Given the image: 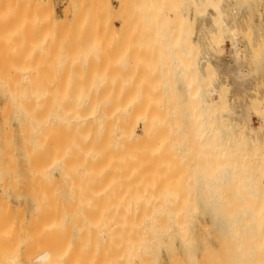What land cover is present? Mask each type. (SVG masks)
<instances>
[{"label":"rangeland","instance_id":"obj_1","mask_svg":"<svg viewBox=\"0 0 264 264\" xmlns=\"http://www.w3.org/2000/svg\"><path fill=\"white\" fill-rule=\"evenodd\" d=\"M133 1H131V0H102V1L101 0H0V112H1L0 113V244L1 245L2 244H5V245L9 244V245H11V247H13V245L17 244L19 239L17 238V235L15 233H13V235L11 236V238L9 240H4V238H2V234L6 229H8V228L15 229L18 226H20V223L22 221H24V222L27 221L31 216V212L34 211V208H35V206H36V204L40 198V195L37 192L39 190L38 180L33 178L30 174L28 175V174L23 172V170L21 169V167L19 165L20 159L18 158L20 149L22 147L21 146L22 134L27 133V132L36 131L39 128V126L47 124L49 118L52 115L48 111H46L47 112L46 115L44 113H43L44 115L42 113H40L41 112V110H39L40 107L38 108L36 105H34V104H36L37 101H35L36 98H32V97H34V96H32L33 95L32 91L35 92V91L39 90L41 84H42V86L48 85L49 81H47V80L50 79L48 77L52 78V76H50V75H52L51 72L53 71L52 70L53 65L55 64V62L53 64V61H56V62L58 61L61 66L64 65L63 68L68 69L70 66L68 64V61L70 60L72 62H74V61L76 62L75 63L76 68H78V69L81 66L82 67H86V66L89 67L90 66V70H91L90 74L89 73H83L84 74L83 75L82 73H76L77 74L76 76H84V77L89 76V78H91L93 76H97L96 78L98 80H100V81L105 80V82H108V81L114 80L116 75H118L117 77H119V75H121L120 78H116L117 80H115V83L118 85H124L125 84L124 82L125 81L127 82L124 85V87L118 88V90H116L117 92H119L123 95V98H133L137 101H138V98H140L139 102L143 101V100H145V101L150 100L151 101L152 99H153V101H155V100L156 101H158V100L162 101V109H161L162 111L161 110L155 111V108H153V110L151 112V116H152V114L153 115L155 114L154 116L159 114L158 116H160L162 118V120H164L162 128H161V132L163 131L162 132L163 135L166 136V145H168L167 148H168L169 152L167 154V158H168V161L170 163V168H169L170 175L172 172V176H173V177L170 176L171 177L170 179H172L171 182H176L175 180H177L176 183L180 184L179 185V184L174 183L176 185V187L179 185L178 190L181 191L179 197H181V198L182 197H184V198L188 197L189 196L188 190L191 187L193 188V189L191 188L192 192H190V196H192V199L187 198V199H189L188 200L189 202L187 200L185 202H187V205H186L187 209H189V207H190V209H192L193 207L191 208V204H192V206L194 204V208L196 211L194 210V211L189 213L190 209L187 210L186 208H185L186 211L185 210L183 211L185 217H188L190 214H191V216H189L188 218H190L192 216L194 217V218L192 217L193 220L192 219L188 220V221H190V220L193 221V222H189V228L190 229H188V235L190 237V242H191V247H190L191 250H190L189 255H195L197 261L200 262L199 264H227V262H228L227 260L232 259V256L230 255L231 253L229 252L230 248L227 246H231V247H233V246L229 245V243H228V242H230L229 238H228L229 241H227L225 239L227 242L224 240V238H227L228 236L231 237V235H229V232H228V229H229L228 224L224 221L223 215L221 216V214H222L221 209L222 208L220 207L221 208L220 209L218 207L220 205L219 204L220 202H221L220 206H222L223 200H220L219 197H215V199L216 198L217 199L214 201V197L209 195L208 186H207V183H205V182H207L206 179L208 178V176H210L208 178V180L210 182L212 180H214L213 174H215L216 171L218 172V170H219V169L218 170L213 169L216 162L220 165L221 164L226 165L227 162H228V164L231 161L234 163L235 160H237V162H235V164H237V165H240L242 163L244 165H246V163L249 162L248 164L251 166V169H252V171L249 169V172L251 173L250 177L254 176L255 174L252 175V173H256V172L258 173L256 175H258V176L260 175L259 177L256 178L257 180L255 179L256 181H252L253 178H252V180L250 178V180L252 182H258L259 180L261 182H264V180H263L264 179V154H263L264 153V0H222V8H223L222 11L225 13V21H226L225 26L227 25L232 33L231 32L230 33L223 32V33H221V35L218 34V36H220V38H224V40L221 39L220 45L222 44V48L220 50L211 49V45H212V42H211L212 39L211 38H213V36H214V35L212 36L214 31L212 30L213 29L212 28L211 30L213 31V33L211 32V30L209 32L208 28L212 27L211 26V23H212L211 17H213V15L215 13L211 7H208L205 11V14L202 16V15H198L196 13L197 7L201 5L200 2H197L196 5L191 6L189 4L188 0H180V2H178L179 0H170V1H168V0H165V1L164 0H157L156 2L160 3V4L155 6L154 5L155 0L154 1L153 0H151V1L150 0H144L145 2L144 1L142 2L141 0H137V1L133 0ZM147 1H148V4H147ZM161 1H162V3H161ZM142 3H144L145 5ZM150 4H151V6H150ZM119 5H121V8ZM137 5H138V7H137ZM142 5H144V7L146 6L147 9H145V11L143 10ZM134 6H136L137 8H135ZM139 6H140V8H139ZM153 7H154V9H153ZM158 7L160 10L158 9ZM156 8H157V10H156ZM134 9H136V10H134ZM152 9L156 12H154ZM137 10L140 11L139 13L142 12L143 14H145L143 16V18L136 17V16H138L136 14L138 12H135V11H137ZM157 11L162 13V15H160V13H157ZM148 12H150V14L152 12L151 16L153 14L155 16L159 15L155 20H153L154 23L149 21L151 19L150 18L151 16ZM108 13H110V14H108ZM173 13H174V16H173ZM134 14H136V16H135L136 18L135 17L131 18L132 17L131 15H134ZM176 16H177V18H176ZM179 16H180V19H179ZM28 18H29V20H28ZM103 18H105V19H103ZM158 19L159 20L163 19L162 20L163 22L162 21L157 22L156 20H158ZM33 20L39 21L38 25L37 26L35 25L36 27L33 25H32L33 26L32 27L30 24ZM99 20H100V22H99ZM137 20H139L138 21L139 23L137 22ZM109 21H111V22L108 23ZM124 21H126L128 23V28L125 31H124L125 27H123V26L126 22H124ZM132 21L137 22V24H139L140 28H137V29L134 28V26H136V23L134 24V22H133L134 26H132V24L130 23ZM174 21H175V23H174ZM172 22H173V24H172ZM158 23L160 25H157ZM181 23H183V24H181ZM146 25H147V27H145ZM179 25H181V26L179 27ZM151 26L152 27L154 26L155 28L152 29ZM174 26L179 27V28H176ZM183 26L185 28L188 27L189 31H190V29L192 31L191 32H185V30H184L185 28ZM28 27H29V29H27ZM149 27H150L149 30L152 29L151 30L152 32L147 31ZM166 27L167 28L169 27L168 28L169 30L166 29ZM32 28L34 31H32ZM143 28H145V29H143ZM163 28L165 30H163ZM36 29H37V31H36ZM105 29H106V32H105ZM120 29H121V31H120ZM122 29H123L124 33H122ZM178 29H179V32H177ZM7 30H9V32ZM26 30H27V32H26ZM30 30L32 31L31 32L32 33L31 38H30V34H29ZM108 30H110V32ZM171 30L175 33H173ZM183 30H184V32H183ZM205 30H206V32H205ZM88 32H90V33H88ZM107 32H108V34H107ZM23 33L25 35H23ZM26 33L29 35H27ZM172 33H173V35H171ZM174 34H175V38L173 37ZM209 34H211V35H209ZM214 34H216V33H214ZM4 35H6V36H4ZM11 35H12V37H11ZM33 36H34V38H33ZM221 36H223V37H221ZM28 38H30V39H28ZM168 39H170V40H168ZM83 40L84 41L86 40L85 42H87V40H88L87 43L90 47L88 45L87 46L84 45L85 42ZM118 40H120V41H118ZM132 40H134V41H132ZM110 41H112V42L114 41L113 43H115V41H116V44L114 45ZM173 41H174V43L176 42L175 43L176 47L174 46ZM9 43H11V44H9ZM111 43H112V46H111ZM123 43H124V45H123ZM145 43H146V45H145ZM132 44H133V46H132ZM142 45H143V47H142ZM202 45H203V47L200 48ZM198 46L200 49H202V51L199 48H197ZM79 47H80V49H79ZM237 47H238V49H236ZM82 48H84L85 50ZM233 48H234V50H233ZM33 49H35V52L33 51ZM99 50H100V52H99ZM195 50H197V51H195ZM205 50H209V52L211 53L210 57L205 59L204 64H202L203 66L198 65L199 63L196 65V63L199 62V60L204 58ZM89 51H91L90 52L91 55L89 58V60H91V62H90L91 64L87 65L85 63V59L88 57L87 55H88ZM54 52H56V53H54ZM84 52H85V54H84ZM197 52H199V53H197ZM102 53H104V54H102ZM98 55L99 56L101 55V56L99 57ZM195 55H196V57H194ZM178 56L180 58L181 57L182 58L180 59ZM192 58H195L194 59L195 61L194 60L192 61L193 64L195 63V67L193 65L192 66L189 65V67H188V65H187L189 62L188 60H190V64H191ZM35 60H36V62H35ZM15 61H16V63H15ZM39 61H40V63H39ZM185 61L187 64H185ZM13 62H14V65L12 64ZM64 62H67V63H64ZM94 62H95V64H94ZM92 63H93V65H92ZM10 64H12V65L10 66ZM140 65H141V67H140ZM207 65L210 67H208V69L205 70L204 68H205V66L207 67ZM152 66L156 69H154ZM196 66H197V69H196ZM105 67H106V69H108L110 71L107 70V72H106ZM187 67H188V69H186V71L189 70L191 67H192L191 68L192 70H193V68H195L197 71H198L199 67L203 68V70H204L203 72L205 74L207 73L206 72L207 70L214 68L213 69L214 76L212 78H210V80L208 79L209 81L206 80V81H208V83L205 82V83H207V84H205V83L201 82L202 84L206 85V88H208V87L212 88L211 86H213V88L217 87L218 89H220L221 86L223 88L226 85V88H227L226 99L228 101L229 107L223 109L219 114L221 117H223L222 119L226 120V123H228V124L231 123L236 130L232 129L230 127L222 130L223 140H221L217 145L215 144V141H214L215 139H213L214 134L211 133V131H213V128L211 127V129H210V126H208L207 123H206L205 130L203 132V134H204L203 136H201V133L199 130L195 129L197 126L192 125V124H194L195 119L199 117V113H196V115H195L196 118H195V116L192 118L194 120L193 121L192 119H190L191 115H190L189 108L191 106V103L192 104H194L196 102L198 103V98H200V94L203 95L204 92L206 91V89L203 88L204 86L201 83L199 84V82H198L197 86L196 85L193 86L196 88V90H192V91H196V93H197L198 89H200L201 91L198 90V97L197 96L195 97L196 102L190 101L189 95L187 93H185V91L186 92L189 91V89H187L189 86L186 88L187 84H185L187 81H189V79H186L187 77L186 78L184 77L185 81L187 80L184 83L182 75H180L182 72H183L182 74L185 75V72H184L185 69L184 68H187ZM96 68H98V70ZM102 68H104V69H102ZM115 68L118 70L116 71ZM125 68H127V69H125ZM138 68H139V71H140V68H142V71L140 72V74H139V71L137 72V70H136ZM149 68H152L153 71H152V69H149ZM200 68H199V71L202 70ZM9 69H10V71H9ZM11 69H12V71H11ZM112 69L113 70L115 69V70L113 71ZM130 69H131V71H130ZM24 70H26V71H24ZM36 70H38V71H36ZM48 70L50 71V75L48 73L49 72ZM123 70H124V72H123ZM148 70L150 73L148 72ZM173 70L176 72L173 73ZM182 70H184V71H182ZM95 71H98V72H95ZM134 71L137 75L135 74V77L133 76L132 78L129 77V75L132 76V72L134 73ZM13 72L17 73L14 77H13ZM112 72L114 74L115 73L116 74L114 75ZM119 72L120 73L123 72L122 73V74H124L123 77H122V74H120ZM128 72H131V73L127 74ZM200 72H201V74H203L202 71H200ZM200 72H198V73H200ZM186 73H187V75H189L188 71ZM11 74H12V77H11ZM80 74H82V75H80ZM141 74H142V76H141ZM144 74H146L147 77H150L149 79L147 77L145 78V85L143 86L144 83H141L140 86L135 85V84H137V82H139V79H143ZM151 74H152V76H151ZM201 74H198V75L200 76ZM17 75H19L18 78H17ZM101 75H102V77H101ZM146 75H144V76H146ZM187 75H185V76H187ZM30 76H31V78H30ZM138 76H139V78H138ZM105 77H107L106 78L107 80L104 79ZM124 77H126V78L124 79ZM136 77L138 78L137 81H136ZM130 78H131V80H129ZM133 78L135 80V83L130 84L129 82L133 81L132 80ZM25 79H26V81H23ZM10 81H11V83H10ZM140 81H142V80H140ZM17 82H19V83H17ZM28 82H30V84H28ZM142 82H144V80ZM187 83H189V82H187ZM210 83H212L213 85ZM9 84H10V86H8ZM209 84H210V86H209ZM125 86H127V87H125ZM139 87L141 90L139 89ZM152 87H153V89H151ZM156 87H158V88H156ZM18 88H20V89H18ZM24 88H27V89H24ZM32 88H33V90H32ZM36 88H37V90H36ZM122 88L124 90H122ZM154 88H156V89L153 92ZM161 89H162V91H161ZM166 89H167V91L165 92ZM19 90L20 91L22 90L21 91L22 93H24V91H25V93H27V94L24 93L25 96L27 95L26 98L29 97V95L32 96V97H29V99H31L33 101H31L29 99H27L25 101L24 99H26V98L23 97L24 94H21V92ZM120 90H121V92H120ZM149 90H150L151 95H149V92H148ZM157 90H159L161 93L159 94V91H157ZM28 92H30V93L28 94ZM125 92H127L128 94ZM135 92H136V94H135ZM137 92L139 94H137ZM141 92L143 95L145 94L144 97L146 99L143 98ZM155 94H156V96H155ZM135 95H137V96H135ZM140 95H141V97H140ZM148 95L151 96L152 99ZM153 96L154 97L160 96V97L159 98L157 97L156 99H154ZM216 98H217V95L212 96V99H216ZM186 99H187V102H186ZM23 100H24V103H23ZM27 101L28 102L31 101V103L32 102L33 103L32 104L29 103V105H28ZM254 101H258L261 103L262 109L257 110V111H259V112L263 111L262 114L259 112H256L255 111L256 109L252 110V108H254V107H251V106H252ZM31 105H33V106H31ZM29 106H31L32 108H30ZM29 108L32 110H30ZM172 109H173V111H172ZM186 109L188 111H186ZM38 111H40L39 112L40 114H38ZM43 112H45L44 109H43ZM12 115H13V117L15 116L16 118L15 119L12 118ZM38 115L40 117H38ZM207 115H208V113L205 115V122L209 116V115L208 116ZM162 116H164V118ZM188 116H189V119L187 118ZM17 119H20V120H17ZM24 119H26V121ZM210 119H211V117H210ZM15 120L20 122V124H17L18 122L17 121L15 122ZM188 121H190V123ZM210 121H212V120H210ZM186 124H187V126H186ZM261 127H262V129H261ZM26 128H27V131H26ZM138 129L139 128H136V131ZM162 129H164L165 131ZM20 130H22L24 132H22ZM208 130L210 131V134L208 133L209 132ZM254 131H256V132H254ZM164 132H165V134H164ZM235 136H237V137H235ZM187 139H189V140H187ZM239 139H241V140H239ZM249 139H254L257 142V146L253 147V145H247ZM246 141H247V143H246L247 147H245V145H244L245 144L244 142H246ZM191 142H193V144H191ZM239 144L241 145V149H243L245 147L246 149L244 148L243 150L244 151L246 150L247 152L242 151V153H241L238 151V153H234V151H236V148H237L236 145L239 147L240 146ZM248 144H250V143H248ZM188 146H190V147H188ZM183 147H185V148H183ZM222 147H224L226 150H229L230 148L232 149L234 147L231 151L229 150L231 153L233 152V155H235L234 158H232L231 156L229 157L228 155H226V153H223L224 159L221 158V157H223V155L220 153L223 151ZM249 147H250L251 152L248 151ZM217 148H219V149H217ZM227 148H229V149H227ZM203 149H205V151ZM213 149H214V151H213ZM253 149H256V150L253 151ZM186 150L188 152H185L186 155H184V151H186ZM257 150H258V152H256ZM174 152H178V153L174 154ZM210 152H212V153H210ZM188 153H190V155L191 154L192 155L190 156V155H188ZM239 153H240V155H239ZM245 153L247 155H244ZM252 153H255V154L252 155ZM216 154L218 157L220 154H221V156L216 159V157H217ZM248 154H250V155L248 156ZM225 155L227 158H225ZM169 156H170V158H169ZM195 156H196V158H195ZM200 156L203 158H201ZM247 156L249 157V160H248ZM255 156H257L258 158ZM198 157L201 160L198 159ZM241 157L243 158V160L245 159L246 161L244 160L242 162ZM252 157H254V158H252ZM182 158H183V161H182ZM236 158H241V159L239 161V159H236ZM252 159H253V161H252ZM206 161L210 164H208ZM202 162H203V164H202ZM260 162H261V164H260ZM191 163H193V165L196 164L198 166L194 165V166H196V168L195 167L193 168V166H191V169L189 168L190 169L189 170L188 165H190ZM233 163H230V164H233ZM171 164L173 166H171ZM212 164H214V165H212ZM174 165L176 168L174 167ZM178 165H180V167ZM249 165H248V167L250 168ZM252 165H254V166L256 165L255 169H253L254 166H252ZM260 165H262V166H260ZM257 166L258 167L260 166V169H258ZM201 167H202V169H201ZM204 167H207L209 171L207 170V168L204 169ZM185 168H186V170H185ZM211 171H213V172H211ZM223 171H224V169H223ZM230 171L234 172L233 169H230ZM239 171L237 170L234 173H237ZM253 171H255V172H253ZM179 172H180V174H179ZM219 172H220V170H219ZM189 173H190V176H189ZM197 173H198V175L199 174L202 175L201 179L199 178L200 176L197 177L198 176ZM205 174H206V176H205ZM203 175L205 177H203ZM212 176H213V179H212ZM234 178H232V179H234ZM239 178L240 177L238 176L236 179H239ZM173 179H174V181H173ZM197 179L198 180L200 179L201 181L203 179V182L205 184L201 181H199V183H198L196 181ZM171 186L174 187V185H171ZM209 186H210V184H209ZM176 187H174V188H176ZM181 187H183V188H181ZM197 187H198V189L200 187L201 188L206 187L205 189L207 190L209 196L203 195L205 193H202V191H203L202 189L199 190V191H201V192H199L200 194H197V192H196V191H198V190H196ZM211 188H212V186H211ZM206 190H205V192H206ZM184 192L186 194H183ZM206 197H207V200H206ZM208 198H210V199H208ZM211 198H212V200H211ZM218 200H219V202H218ZM202 201H206V203L203 202L204 204H206V206H208V203L210 202V204L213 205V207L210 205L209 209L212 207V211H211V209L209 210L208 207L206 209V206H204L203 203H201ZM211 201H213L212 203H214V204H212ZM178 202H182V201L179 200ZM216 202H218V205ZM177 204L178 203L176 202V205ZM215 207L218 208V212L216 211L217 210L216 209V210H214L215 211V214H214L213 209ZM201 208H203V210ZM197 210H199V213ZM197 213L199 214L198 215L199 217L197 216ZM94 215H95V213H93V211L87 212V214H86V222L87 223L85 222V224L82 226H80V223L78 221H75L74 227H69V224L67 225V223H65V225L67 227L66 232H67V234L70 233V235H71L70 238H71L73 248L75 246L74 249L77 248L82 253L84 251L85 254L84 253L83 254L84 255L87 254V256L89 257L88 258L85 256V260H86L87 264H90V263L91 264H97V263L101 264V258H102L101 255H102V248H103L102 246L103 245L102 246L98 245L96 236L94 234V229H93L95 219H96V215L95 216ZM262 217H264V216H262ZM262 217L259 216L258 217L259 219L257 217L256 218H257V220H260V218H262ZM188 218H186V219H188ZM219 219H222V220H219ZM77 222L79 225L76 224ZM88 225L89 226L91 225L92 228H90ZM225 225H227V226H225ZM242 227L244 230L245 226H242ZM250 228L253 230L258 229L256 226H252V225ZM89 229H90L91 234L89 233ZM239 230H241V229H239ZM226 232H227V234H226ZM240 232H241V234L240 233L239 234L242 237L247 234L245 230L243 231L244 235L242 234V230ZM249 232H251L250 229H249ZM259 232H260V235H259ZM196 233H198L197 234L198 236L196 235ZM252 233L253 232H251V234ZM254 233H256V231ZM253 234L251 236L248 235V237L246 235L245 236L246 238L244 237L243 243L245 242L244 245H246L251 241L250 243L252 244V242L254 241V243L252 244L251 247L253 248V246H254L255 249L249 250V251L247 249V252H246L245 249L250 247L249 245H251V244H249V245H246L247 247L243 246L246 248H243L241 251L242 253H240V254L242 255V257H244V256L246 257V255H247L246 253L249 252V254H250L251 253L250 251H252V253H253L256 250L257 246H259L258 250H256L257 252H254L252 254L254 256V254L257 255V253H258L257 256L259 259L255 256L253 257L250 254V256L252 258V264H255L256 262L264 261V249H262L260 246V245H263L264 242L262 240L263 237H261V236H263L262 235L263 233L261 231H258L259 236L256 235L257 233L254 235ZM223 235L226 237H223ZM250 237H251V239L253 238V241L250 240ZM258 237H259V239H258ZM245 239H246V241H245ZM247 239L249 241L248 243H247ZM224 241L226 242L227 245L225 244ZM158 243H160L161 245L159 244V247L157 245L152 249L151 255L148 258L146 264H192V262L190 261L191 259H190L189 255L187 257L185 256L184 257L185 259L183 257H181V255L184 256L185 253L182 251V249L180 247H178V250L175 249V248H177V246H179V242L175 237H173V238L171 237L170 240H169V238L161 237L160 241ZM192 244H194V245H192ZM256 244H258V245L256 246ZM172 245H174L175 247L170 248ZM88 252H90V253H88ZM8 253H11V250L9 252H8V250H0V264H1V261L3 260V258L5 256V254H8ZM107 253L109 254V252H107ZM243 253H245L246 255L243 256ZM108 254H105V255L108 256ZM200 256H201V258H199ZM202 257H204V259H202ZM209 257H210V259H209ZM187 258H188V260H187ZM99 259H100V261H98ZM182 259L184 260V262L182 261ZM201 259H202V262H201ZM236 259L240 260V257L236 258ZM8 264H10V263H8Z\"/></svg>","mask_w":264,"mask_h":264},{"label":"bare ground","instance_id":"obj_2","mask_svg":"<svg viewBox=\"0 0 264 264\" xmlns=\"http://www.w3.org/2000/svg\"><path fill=\"white\" fill-rule=\"evenodd\" d=\"M131 1H133V0H131ZM141 1L143 2L144 0H141ZM156 1L157 0L154 1L155 4L153 3L155 6L160 4V3H157ZM168 1H170V0H168ZM178 2H180V0ZM188 2L191 6L196 5L197 2L201 3V5L198 6L196 9V13L198 15L203 16L208 7H211L214 10L215 13H214L213 17H211L212 18V20H211L212 21V23H211L212 27H210L208 29L210 32V30L213 28L212 30L214 31V33H216V34H214L213 31L211 30V32L213 33L212 36L214 35L213 38H211L212 41L210 40L212 42L211 49L220 50L222 48V44L220 45L221 39L224 40V38H220V36H218V34L221 35V33H223V32H227V33L231 32V30L228 28V26L227 25L225 26L226 21H225V13L222 11V9H223L222 8V0H188ZM161 3H162V1H161ZM142 4H144V3H142ZM147 4H148V1H147ZM151 4H150V6H151ZM144 5H142V7H143V10L145 11V9H147V8H146V6L144 7ZM119 6L121 8V5H119ZM134 7L137 8L138 5H137V7L136 6H134ZM154 7H153V9H154ZM139 8H140V6H139ZM158 9H159V7H158ZM134 10H136V9H134ZM156 10H157V8H156ZM135 12L139 13L140 11L137 10ZM154 12H156V11H154ZM138 13H136L138 16H136V14L131 15L132 16L131 18H134L135 16L143 18V16L145 15L142 12L139 14ZM148 13L150 14V12H148ZM157 13H160V12L157 11ZM108 14H110V13H108ZM151 14H152V12H151ZM151 14H150V16H151ZM153 15L151 17L149 16L151 18L149 21H151L152 23H154L153 20H155L159 16V15L158 16H155V15L153 16ZM160 15H162V13H160ZM173 16H174V13H173ZM180 16H179V19H180ZM176 18H177V16H176ZM103 19H105V18H103ZM28 20H29V18H28ZM162 20L163 19H160V20L158 19L156 21L161 22ZM138 21L139 20H137V22ZM99 22H100V20H99ZM110 22L111 21H109L108 23H110ZM124 22H126V21H124ZM133 22L134 21L130 22L132 24V26H134ZM137 22H134V24L136 23V26H134V28H136V29L140 28L139 24H137ZM38 23H39L38 20H33L30 24H31V26L32 25L37 26ZM174 23H175V21H174ZM125 24L123 26V27H125L124 31L128 28V23L126 22ZM172 24H173V22H172ZM181 24H183V23H181ZM157 25H160V24L158 23ZM180 26L181 25H179V27ZM29 27L27 29H29ZM145 27H147V25ZM174 27H176V26H174ZM179 27H176V28H179ZM153 28H155V27L153 26L152 29ZM168 28L166 27V29H168ZM143 29H145V28H143ZM149 29H150V27L148 28L147 31L152 30V29L151 30H149ZM163 30H165V29L163 28ZM184 30H185V32H191L192 31L191 29L189 31L188 27L185 28ZM184 30H183V32H184ZM7 31L9 32V30H7ZM32 31H34L33 28H32ZM32 31L30 30V33H29L30 38L32 35V33H31ZM36 31H37V29H36ZM108 31L110 32V30H108ZM120 31H121V29H120ZM124 31L122 29V33H124ZM26 32H27V30H26ZM105 32H106V29H105ZM177 32H179V29ZM205 32H206V30H205ZM88 33H90V32H88ZM173 33H175V32H173ZM173 33L171 35H173ZM29 34H27V35H29ZM107 34H108V32H107ZM23 35H25V34L23 33ZM209 35H211V34H209ZM4 36H6V35H4ZM11 37H12V35H11ZM173 37L175 38V34ZM221 37H223V36H221ZM30 38H28V39H30ZM33 38H34V36H33ZM168 40H170V39H168ZM118 41H120V40H118ZM132 41H134V40H132ZM87 42H88V40H87ZM87 42H85L84 45L87 46L88 45ZM110 42H112V41H110ZM112 43H111V46H112ZM173 43H174V41H173ZM175 43H174V46L176 47ZM9 44H11V43H9ZM113 44L115 45L116 41ZM123 45H124V43H123ZM145 45H146V43H145ZM132 46H133V44H132ZM142 47H143V45H142ZM202 47H203V45L200 48H202ZM197 48H199V46ZM79 49H80V47H79ZM82 49H84V48H82ZM236 49H238V47ZM200 50L202 51V49H200ZM233 50H234V48H233ZM33 51L35 52V49H33ZM195 51H197V50H195ZM90 52L91 51L88 52V55H87L88 57L86 56L87 58L85 59V63L87 65L91 64L90 63L91 60H89L90 55H91ZM99 52H100V50H99ZM54 53H56V52H54ZM197 53H199V52H197ZM84 54H85V52H84ZM102 54H104V53H102ZM210 55H211V53L209 52V50H205L204 58L199 60V62L196 61L197 62L196 65L198 63H199L198 65L204 64L205 59L209 58ZM194 57H196V55ZM194 59L195 58H192L191 62ZM188 61H189L188 64L185 61V64H187L188 67H189V65H191V66L193 65L195 67V63L193 64V62H192L190 64V60H188ZM35 62H36V60H35ZM54 62H55V64H54ZM15 63H16V61H15ZM39 63H40V61H39ZM64 63H67V62H64ZM75 63H76L75 61L72 62L69 60L68 64L70 66L68 69H65V68H63L64 65L61 66L58 61L57 62L53 61V64H54L53 69H52L53 71L51 70L52 75H50V71L48 70L49 75L52 76V78L48 77V78H50L49 80H47V81H49L48 85L42 86V84H41L39 90H37V88H36L37 91H35V92L32 91L33 95L32 94L31 95L34 97L29 95V97L36 98L35 101H37V102L34 105H36L38 108L40 107L39 110H41V112L38 111V114L44 113L46 115V113H47L46 111H48L50 114H52L48 120V123L45 125L39 126V128L36 131L27 132V133H23V134L21 133L22 134V136H21V139H22L21 140L22 141L21 146L22 147L20 149L19 157H18L20 159L19 165H20V167L24 173H26L28 175L30 174L33 178L38 180L39 190L37 192L39 193L40 198H39V201L37 202V204L34 208V211L31 212V216L27 221H25V222L22 221L20 223V226H18L15 229L8 228L3 232L2 238H4V240H9L11 238V236L13 235V233H15L17 235V238L19 239V241L17 242L16 245H13V247H11V245H9V244H6V245L0 244V250H8V252L11 250V253L5 254L3 260L1 261V264H8V263H10V264H87L86 260H85V256L88 257L87 254L84 255L85 254L84 251H83V253H84L83 254L77 248L74 249L75 246L73 248L71 238H70L71 235H70V233L67 234V232H66L67 227H66L65 223H67V225L69 224V227H74L75 221H78L80 223V226H82L86 222L87 212H90V211L91 212L93 211V213H95V215H96V219H95L93 229H94V234H95L96 239H97V243L99 246L103 245L102 246L103 247L102 248V255H101L102 256L101 264H146L148 258L151 255L152 249L157 245L159 247L160 243H158V242L160 241L161 237L169 238V240L171 237L172 238L175 237L179 242V246H177V248H175V249L178 250V247H180L182 249V251L186 254V255L184 254V256L181 255V257H183V258L185 256L187 257L190 254V250H191V248H190L191 242H190V237L188 235V229H190L189 228V222H193L192 220L194 217L192 216L193 218L192 217L188 218L189 216H191V214L188 217H185L183 211L185 210L186 205H187V202H185V201L192 199V196H190V192H192L193 188L191 187L192 189L190 188L188 190V192H189V193L187 192L189 194V196L187 195L188 197H185V198L182 197L181 198V197H179L181 191L178 190L179 189L178 186L180 184L176 183L177 180H175L176 182H171L172 179H170L171 178L170 176H172V172L170 175V170H169L170 163H169L168 158H167V154L169 152L168 148H167L168 145H166V136L163 135V133H162L163 131L161 132V128H162L164 120H162V118L160 116H158L159 114H157L156 116H154L155 114L154 115L152 114V116H151V112H152L153 108H155V111H160L162 109V101H159V100L153 101L152 97L149 96V95H151L150 90L153 89V87L148 91L149 92L148 96L151 97V99H152L151 101L147 99L148 101L143 100V101L139 102L140 98H138V101L133 99V98H123V95L121 93L117 92L116 90H118V88L124 87V85L127 82L125 81L124 85H118L115 83V80H117L116 78H120L121 75H119V77H117L118 75H116L114 80L111 79L112 81H108V82H105V80H101V81L98 80L96 78L97 76H93L91 78H89V76L88 77L76 76L77 75L76 73H82V74L83 73H89L90 74L91 70H90V66L89 67L88 66H86V67L81 66L78 69V68H76ZM12 64L14 65V62ZM12 64H10V66ZM94 64H95V62H94ZM92 65H93V63H92ZM140 67H141V65H140ZM188 67L184 68L185 71L184 70H182V71L185 72V75H187L186 72L188 71V74L190 76L189 75H187V76L183 75L182 74L183 72L182 73L180 72L181 73L180 75H182L184 83L187 81V80L185 81L184 77L185 78L187 77L186 79H189V81H187L189 83H187V82L185 83V84H187L186 88L189 86L187 88V89H189V91L188 92L185 91V93H187L189 95L190 101L194 102L196 100L195 97L196 96L198 97V90L199 91H201V90L198 89L197 93H196V91H192V90H196V88L193 86L194 85L197 86L198 82H199V84L201 82L202 83H205V82L208 83L210 78H212L214 76V71H213L214 68H211V69L209 68L210 70H207L206 71L207 73L205 74L203 72L204 71L203 68H200L201 67L200 66L199 68L202 69L200 71L203 72V74H201V72L199 71V68H198V71L196 70L197 66H196V69L193 68V70H192L191 69L192 67H191L189 70L186 71V69H188ZM208 67H210V66L207 65V67L205 66L204 69L206 70V69H208ZM96 69L98 70V68H96ZM102 69H104V68H102ZM105 69H106V67H105ZM125 69H127V68H125ZM149 69H152V68H149ZM154 69H156V68H154ZM26 70H24V71H26ZM107 70L108 69H106V72H107ZM117 70L118 69H116V71ZM136 70L138 72L139 68ZM9 71H10V69H9ZM11 71H12V69H11ZM36 71H38V70H36ZM108 71H110V70H108ZM130 71H131V69H130ZM141 71H142V68H140L139 74ZM152 71H153V69H152ZM95 72H98V71H95ZM123 72H124V70H123ZM148 72H149V70H148ZM174 72H176V71L173 70V73ZM198 72H200V73H198ZM122 73H120V74H122ZM130 73L131 72H128L127 74H130ZM197 73L201 74V75L199 76ZM16 74H17L16 72L15 73L13 72V77ZM82 74H80V75H82ZM135 74L136 73L134 71V73L132 72V76L129 75V77H131V78L133 76L135 77ZM123 75L124 74H122V77H123ZM144 75H146V74H144ZM144 75H143V79H139V82H137V84H135V85L140 86L141 83H144L143 86L145 85V78L147 77V75L146 76H144ZM18 76L19 75H17V78H18ZM141 76H142V74H141ZM151 76H152V74H151ZM11 77H12V74H11ZM101 77H102V75H101ZM30 78H31V76H30ZM106 78L107 77H105L104 79H106ZM125 78L126 77H124V79ZM131 78L129 80H131ZM138 78H139V76H138ZM138 78L136 77V81L138 80ZM147 78L149 79L150 77H147ZM132 80L133 81L129 82L130 84L135 83L134 78ZM140 80H142V81L144 80V82H142ZM206 80H208V81H206ZM23 81H26V79ZM10 83H11V81H10ZM17 83H19V82H17ZM207 83H205V84H207ZM28 84H30V82H28ZM205 84H202V85L204 86L203 88H205L206 91L204 92L203 95L200 94V98H198V103L196 101H195L196 103H194V104L191 103V106L189 108L190 115H191L190 119H192L196 115V113H199L198 118H196V116H195V118H196L195 121L192 119L194 121V124H192V125L193 126L196 125L197 127L195 129L199 130L201 133V136H203L204 135L203 132L205 130L206 123H207V125L210 126V129H211V127L213 128V131H211V133L214 134L213 139H215L214 141H215V144L217 145L221 140H223L222 130H224L228 127L232 128V129H235V128L231 123H229V124L226 123V120L222 119L223 117H221L219 114L223 109L229 107L228 101L226 99V92H227L226 85L223 88L221 86L220 89H218L215 86H214L215 88H213V86H211L212 88H209L208 86H207L208 88H206ZM210 84H212V83H210ZM210 84H209V86H210ZM8 86H10V84ZM125 87H127V86H125ZM33 88H32V90H33ZM156 88H158V87H156ZM156 88H154L153 92L155 91ZM18 89H20V88H18ZM24 89H27V88H24ZM139 89H140V87H139ZM167 89L165 90V92L167 91ZM122 90H124V89L122 88ZM157 91H159V90H157ZM161 91H162V89H161ZM120 92H121V90H120ZM24 93H25V91H24ZM24 93L21 92V94H24ZM29 93L30 92H28V94ZM125 93H127V92H125ZM160 93L161 92L159 91V94ZM25 94H27V93H25ZM25 94L23 96L24 98H26V96H27V95L25 96ZM135 94H136V92H135ZM137 94H139V93L137 92ZM141 94H142V92H141ZM144 95L142 94L143 98L146 99L144 97ZM213 95H217V98L212 99ZM135 96H137V95H135ZM155 96H156V94H155ZM29 97H27L24 100L26 101L27 99H29ZM140 97H141V95H140ZM157 97H154V99H156ZM24 100H23V103H24ZM29 100H31V99H29ZM31 101H33V100H31ZM31 101H29V102L27 101V104L28 105H29V103L32 104L33 102L31 103ZM186 102H187V99H186ZM31 106H33V105H31ZM31 106H29V107L32 108ZM251 107H254V108H252V110L256 109L255 110L256 112H259L257 110L262 109V105L258 101H254ZM43 109L45 112H43ZM187 109H186V111H188ZM30 110H32V109H30ZM172 111H173V109H172ZM262 112L263 111H261L259 113L262 114ZM207 113L209 116L207 115L208 118L206 119V122H205V115ZM38 117H40V116L38 115ZM162 117L164 118V116H162ZM210 117H211V119H210ZM12 118L15 119L16 117L15 116L13 117V115H12ZM187 118L189 119V116ZM17 120H20V119H17ZM17 120H15V122ZM24 120L26 121V119H24ZM210 120H212V121H210ZM188 122L190 123V121H188ZM17 124H20V122H18ZM186 126H187V124H186ZM136 128H139V129L136 131ZM261 129H262V127H261ZM162 130H164V129H162ZM20 131H22V130H20ZM26 131H27V128H26ZM22 132H24V131H22ZM254 132H256V131H254ZM208 133L210 134V131ZM164 134H165V132H164ZM235 137H237V136H235ZM187 140H189V139H187ZM239 140H241V139H239ZM244 143L243 144L245 145V147H247V145H253V147L257 146V142L254 139L248 140V143H250V144H248L247 141ZM246 143H247V145H246ZM191 144H193V142H191ZM241 145L239 146L240 148L236 145V147L238 149L236 148L237 152L234 151V153H238V151L242 153V151H244L243 149L245 147L244 148L242 147L243 149H241ZM185 147H183V148H185ZM188 147H190V146H188ZM214 149H213V151H214ZM217 149H219V148H217ZM222 149H223V151L220 153L223 155V157H221V158L224 159L223 153H226V155H228L229 157L231 156L232 158H234L235 155H233V152L232 153L230 152L232 150L231 148L230 149L227 148L230 151L226 150L224 147H222ZM203 150L205 151V149H203ZM254 150H256V149H253V151ZM248 151L251 152L250 147H249ZM185 152H188V151L187 150L184 151V155H186ZM244 152H247V151L245 150ZM256 152H258V150ZM175 153H178V152H174V154ZM210 153H212V152H210ZM221 154L219 155V157L221 156ZM254 154L255 153H252V155H254ZM188 155H190V153H188ZM226 155H225V158H227ZM239 155H240V153H239ZM244 155H247V154L245 153ZM249 155L250 154H248V156ZM196 156H195V158H196ZM216 156H217V154H216ZM248 156H247V158L249 160ZM219 157L217 156L216 159ZM255 157H257V156H255ZM169 158H170V156H169ZM201 158H203V157H201ZM241 158H236V159H239V161H240ZM252 158H254V157H252ZM198 159H200V158L198 157ZM244 160L242 158V162ZM182 161H183V158H182ZM252 161H253V159H252ZM235 162H237V160H235L234 163L231 161L228 164V162H227L226 165H222V164L220 165L216 162L217 164L215 163V166H214L215 168L213 167V169H215V170L219 169L220 172L218 170V172L216 171V173L213 174L214 180H212L213 179V176H212L211 182L208 180V178L210 176L207 175L208 178L206 179L207 182H205V183H207L209 195L214 197V201L217 199V198L215 199V197H219L220 200H223L222 206H220L221 205V202H220L219 203L220 205L218 207L222 208V209L220 208L222 211V212L220 211L222 213L221 216L223 215L224 221L228 224V227H229L228 232H229V235H231V237L227 235L228 237L224 238V240L226 239L227 241H229L228 240V238H229L230 242H228V243H229V245L233 246V247L227 246L230 248L229 252L231 253L230 255L232 256V259L227 260L228 261L227 264H252V258L250 256V254L252 255L254 252H257L256 250H258V248H259V246H257L258 244H256L257 248L253 253H252V251H250L251 252L250 254H249V252L246 253L248 256L245 253H243V256L246 255V257L245 256L242 257V255L240 253H242L241 251L243 248L247 247L246 245L251 244L250 243L251 241L249 242L248 241L249 238H248L247 243L248 242L249 243L244 245L245 242L243 243V240H244V237L246 235H247V237H248V235L251 236L256 231L257 234L256 233H254V234L259 236L260 232L258 235V231H261L263 233L262 234L263 236H261V237H263L262 240L264 242V217H262V216H264V182H261L260 180L258 182H252V181H256L257 180L256 178L259 177L260 175L259 176L256 175V174H258L256 172V173H252V175L253 174H255V175L250 177L251 173L249 172V169L251 171H252V169H251V166L248 164L249 162H247L246 165H244L243 163L240 165H237V164H235ZM230 163H233V164H230ZM202 164H203V162H202ZM208 164H210V163H208ZM260 164H261V162H260ZM194 165H196V164H194ZM194 165H193V163H191L190 165H188L189 166L188 169L189 168L191 169V166H193V168L194 167L196 168V166H198V165H196V166H194ZM212 165H214V164H212ZM248 165L250 166V168L248 167ZM171 166H173V165L171 164ZM178 166L180 167V165H178ZM252 166H254V165H252ZM260 166H262V165H260ZM260 166L259 167L257 166L258 169H260ZM174 167H175V165H174ZM255 167H256V165L254 166V168L253 167L252 168L255 169ZM186 168H185V170H186ZM206 168L207 167H204V169H206ZM201 169H202V167H201ZM223 169H224V171H223ZM230 169H233L234 172L237 170L238 171L240 170V171L237 173H234V172H231L232 170L230 171ZM207 170H208V168H207ZM180 172H179V174H180ZM211 172H213V171H211ZM253 172H255V171H253ZM197 175H198V173H197ZM237 175L240 177L239 179H236L238 177ZM189 176H190V173H189ZM201 176L202 175L199 174L197 177H199L201 179L202 178ZM205 176H206V174H205ZM205 176L203 175V177H205ZM232 178H234V179H232ZM250 178H251V180L253 178V180L251 181ZM174 179H173V181H174ZM200 179L199 180L197 179L196 181L199 183V181H201ZM201 182H203V179ZM174 183L179 184V185L176 187V185ZM208 183L210 184V186ZM171 185H174V187H176V188H174ZM211 186H212V188H211ZM181 188H183V187H181ZM205 188L200 187L198 189V187H197V189H196V190H198V191H196L197 194H200L199 192H201V191H199V190L202 189L204 191V192L202 191V193H205L203 195L209 196L208 192ZM205 190H206V192H205ZM183 194H186V193L184 192ZM187 198H189V199H187ZM208 199H210V198H208ZM177 200L178 201L180 200L182 202H178ZM206 200H207V197H206ZM211 200H212V198H211ZM176 202L178 203L177 205H176ZM203 202L206 203V201H202L201 203H203ZM212 202L213 201H211V203ZM218 202H219V200H218ZM218 202H216L217 205H218ZM204 203H203V205L206 206V204H204ZM212 204H214V203H212ZM210 205L211 204L209 202L208 206H206V209H207V207L209 209ZM211 206L213 207V205H211ZM212 207L210 208L211 211H212ZM191 208L192 209H190V207H189V209L191 211L186 208L187 210H189V213L195 210L194 204H193V206L191 204ZM201 209L203 210V208H201ZM214 210H216L218 212V208L215 207L213 209V211ZM197 211L199 213V210H197ZM198 213H197V216L199 215ZM214 214H215V211H214ZM259 216H261L262 218H260V220H257V218ZM186 218H188V219H186ZM189 219H192V220L188 221ZM219 220H222V219H219ZM78 222L76 224H78ZM251 225L256 226L258 228V229L256 228L258 231L251 229L250 228ZM225 226H227V225H225ZM242 226H245L244 230L247 233L246 235H244V232H243L244 230H243ZM89 227L92 228L91 225ZM245 228L246 229L248 228V229L246 230ZM239 229L242 230V234L244 235L243 237L240 235L241 230H239ZM249 229L251 230V232H253L252 234H251V232H249ZM89 233H90V229H89ZM197 234L198 233H196V235ZM226 234H227V232H226ZM223 237H226V236L223 235ZM258 239H259V237H258ZM250 240L253 241V238L251 239V237H250ZM245 241H246V239H245ZM226 242H225V244H226ZM253 243H254V241L252 242V244ZM252 244L249 245L250 247L245 249L246 252H247V249H248V251L255 249L254 246H253V248L251 247ZM192 245H194V244H192ZM243 246H246V247H243ZM260 246L262 249H264V244L260 245ZM173 247H175V246L172 245L170 248H173ZM107 252H109V254ZM88 253H90V252H88ZM105 254H108V256H106ZM257 255H258V253H257ZM257 255L254 254V256L258 258ZM189 257L191 259L190 261L192 262V264H199L200 263L199 261H197L195 255H189ZM204 257H202V259H204ZM239 257H240V260L236 259ZM188 258H187V260H188ZM199 258H201V256ZM202 259H201V262H202ZM209 259H210V257H209ZM98 261H100V259ZM182 261L184 262L183 259H182ZM255 264H264V261L256 262Z\"/></svg>","mask_w":264,"mask_h":264}]
</instances>
